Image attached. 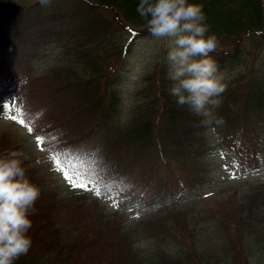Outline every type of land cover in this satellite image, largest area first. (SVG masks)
<instances>
[{
  "label": "trees",
  "instance_id": "obj_1",
  "mask_svg": "<svg viewBox=\"0 0 264 264\" xmlns=\"http://www.w3.org/2000/svg\"><path fill=\"white\" fill-rule=\"evenodd\" d=\"M71 1L70 12L58 13L50 3L37 9L35 3L0 0V57L5 56L0 59V95L9 106L23 107L52 148L66 153L68 148L88 146L87 155L76 152L71 159L113 188L124 183L135 187L126 179L133 165L147 175L155 167L173 170L172 162L189 161L188 170L193 171L215 152L229 153L245 170L261 166L257 150L255 161L240 155L243 148H264V0H189L203 5L210 32L219 38L210 55L228 84L215 112L222 122L211 124L176 104L162 56L141 76L128 116L118 90L124 62L120 57L130 52L133 29L147 27L136 11L139 0ZM48 48L55 49L58 62L36 72L35 62ZM93 136H98L96 144ZM5 150L26 155L20 139L8 129L0 132V153ZM24 165L41 195L30 217L31 248L14 264H251L246 248L251 235L264 249V207L246 192L241 199L221 198L209 209L222 237L221 256L199 249L180 208L141 220L149 231L169 233L180 248L179 253L163 251L149 261L134 246L117 212L102 214L89 228L64 230L57 218L59 208L71 205L79 218L86 197L76 192L60 196L44 185L42 173L28 158ZM155 173L158 178L161 172ZM256 187L264 196V182ZM162 192L160 185L155 199Z\"/></svg>",
  "mask_w": 264,
  "mask_h": 264
},
{
  "label": "rangeland",
  "instance_id": "obj_2",
  "mask_svg": "<svg viewBox=\"0 0 264 264\" xmlns=\"http://www.w3.org/2000/svg\"><path fill=\"white\" fill-rule=\"evenodd\" d=\"M22 2L24 5L35 3L37 9L42 8L40 0H22ZM50 4L51 10L58 11V13L61 10H63L62 12L72 10L71 0H50ZM99 10L108 15V12L101 7ZM36 22H41V20L37 19ZM131 36L133 44L129 54L120 57L124 62L118 88L123 100V110L128 116L129 106L135 101V90L140 86L141 76L150 67L155 57L165 58L168 50L163 41L157 40L149 34L147 27L134 28ZM55 53V49L48 48L44 55L35 62L38 63L36 72L44 66L57 63L58 56ZM4 57L1 55L0 59ZM5 103L8 105L6 99L0 95V132L3 129H8L20 139V144L23 146L28 160L42 173L44 185L53 188L63 197L76 193L86 197V202L84 204L82 202V215L79 218L77 217L79 214L73 210L71 205L67 208L66 206L59 208L57 218H59L60 226H64V230H79L83 226L89 228L90 225L94 226L99 223V217H102V214L113 215V212H117L122 216L121 225L130 234L136 249L146 259L152 261L157 254L163 251L179 253V244L173 240L169 233L149 231L143 223L141 224V220L165 213L166 210L176 211L180 208L185 212L199 249L221 256L222 237L216 222L217 218L209 211L214 207L216 201L228 196L241 199L248 192L257 197L260 205L264 207V196L256 187L257 183L264 182V148H252V152H246L243 148L240 158L244 161H255L257 159L256 150L261 156V166L249 170H245L234 156L224 151L208 154L201 159L193 171L188 170L190 168L189 161L172 162L173 170L155 167L154 172L150 171L147 175L141 166L133 165L129 167L131 172L126 179L134 184V188L127 186V183L116 188L108 186L107 183H101L103 190L97 196L92 185H89L88 190L73 188L64 179L61 171L54 170L56 152L54 154L53 151L55 149L51 147L49 150L48 140L38 147L36 137L42 135L38 134L35 129L30 134L24 126L6 118L7 115L15 113L6 112L4 110ZM97 138L98 136H93L95 144ZM248 142L252 143L251 136L248 138ZM253 144L252 146H254ZM87 148L89 149L88 146ZM125 172L128 173V170L126 169ZM155 172H161L158 178H156ZM233 173L237 178H232ZM192 175L196 178L191 179ZM100 182L102 181L100 180ZM158 184L161 185L163 192L155 199V190L160 186ZM261 191L264 193V189ZM89 201L90 205H88ZM84 207L89 209H84ZM262 211L264 212V209ZM173 216L174 213H170L171 219ZM246 240L251 264H264V249L257 244L256 237L251 235Z\"/></svg>",
  "mask_w": 264,
  "mask_h": 264
},
{
  "label": "clouds",
  "instance_id": "obj_3",
  "mask_svg": "<svg viewBox=\"0 0 264 264\" xmlns=\"http://www.w3.org/2000/svg\"><path fill=\"white\" fill-rule=\"evenodd\" d=\"M40 2L47 5L50 0ZM136 11L149 34L168 49L169 94L176 104L187 106L204 124L222 122L215 112L228 84L226 73L210 55L220 41L210 32L203 5L189 0H139ZM26 159L20 150L0 153V264H14L32 245L30 217L36 211L41 188L30 181Z\"/></svg>",
  "mask_w": 264,
  "mask_h": 264
},
{
  "label": "snow or ice",
  "instance_id": "obj_4",
  "mask_svg": "<svg viewBox=\"0 0 264 264\" xmlns=\"http://www.w3.org/2000/svg\"><path fill=\"white\" fill-rule=\"evenodd\" d=\"M4 110L8 113H15L7 115L6 118L19 123L21 126H24L30 134L34 131V123L27 115L22 106H17L15 104H13L12 106H8L5 103ZM36 142L38 147H40L43 143L47 142V137L37 136ZM71 155V153H64L58 150L54 157L56 163V167L54 170L61 171L64 179L67 180L73 188L78 187L84 190H88L89 185H92L96 195L99 196L103 189L101 186V182L96 178L95 171H85L81 168H78L74 161L71 159ZM232 178H237L235 173L232 174Z\"/></svg>",
  "mask_w": 264,
  "mask_h": 264
}]
</instances>
